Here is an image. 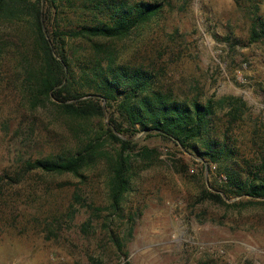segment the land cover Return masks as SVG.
<instances>
[{
	"label": "rangeland",
	"instance_id": "rangeland-1",
	"mask_svg": "<svg viewBox=\"0 0 264 264\" xmlns=\"http://www.w3.org/2000/svg\"><path fill=\"white\" fill-rule=\"evenodd\" d=\"M82 1H65L48 29L94 22ZM259 14L264 19V4ZM251 26L234 0H165L157 17L127 37L95 41L116 63L152 70L176 95L240 99L246 113L229 134L251 156L264 151V39L251 42ZM2 30L9 56L0 72V264H264V205L199 203L202 186L223 177L172 142L142 133L122 137L134 148L124 218L110 207L105 157L78 177L25 173L35 158L74 153L87 131L108 123V114L86 127L48 102L34 106L20 89L17 54L27 38L18 25ZM65 45L73 61L89 63L88 43L65 37ZM143 149L146 156L137 155ZM113 150L104 143L105 154ZM238 201L246 199L227 203ZM128 214L135 220L131 235ZM117 234L125 256L114 243Z\"/></svg>",
	"mask_w": 264,
	"mask_h": 264
},
{
	"label": "trees",
	"instance_id": "trees-1",
	"mask_svg": "<svg viewBox=\"0 0 264 264\" xmlns=\"http://www.w3.org/2000/svg\"><path fill=\"white\" fill-rule=\"evenodd\" d=\"M65 1L68 0H0V72L9 56L2 29L18 25L27 38L17 58L22 75L20 89L29 102L34 106L48 102L58 115L74 125L84 122L89 127L106 113L108 123L100 126L101 132L97 127L87 131L86 142L71 155L48 154L35 158L26 164L24 172L78 177L95 166L100 157H105L110 174V207L113 214L124 218L122 204L133 177L134 148L122 137L142 133L147 138L174 143L223 177L221 184L202 186L199 203L226 207L264 205V151L245 155L238 138L229 134L246 113L240 99L176 95L152 70L116 63L114 56L95 41L127 37L157 17L165 0H83L80 8L88 11L94 22L66 32L48 29L52 12H58ZM234 1L251 16L250 41L263 40L264 19L259 12L264 0ZM65 37L79 38L89 44L88 64L73 61ZM104 143L114 147L110 155L102 151ZM146 152L143 149L137 155L146 156ZM233 199H246V202L227 203ZM70 210L74 212L72 207ZM127 221L131 235L135 220L128 214ZM114 243L125 256L120 234Z\"/></svg>",
	"mask_w": 264,
	"mask_h": 264
}]
</instances>
